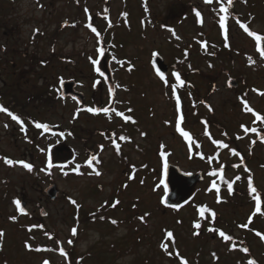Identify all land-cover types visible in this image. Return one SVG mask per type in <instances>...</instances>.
I'll return each mask as SVG.
<instances>
[{
    "label": "rangeland",
    "instance_id": "1",
    "mask_svg": "<svg viewBox=\"0 0 264 264\" xmlns=\"http://www.w3.org/2000/svg\"><path fill=\"white\" fill-rule=\"evenodd\" d=\"M220 6L203 0H0V105L23 121L22 130L0 112V264H64L60 249L70 245L76 255H84V264H182L178 258L187 264H236L233 258L239 255V264L250 259L264 264V144L253 145L255 135L241 127L254 125L253 111H245L244 101L264 116V61L253 37L231 21L226 47L218 33ZM234 11L250 31L264 36V0H238ZM62 22L68 25L62 28ZM89 22L99 40L86 26ZM101 47L102 56L97 52ZM154 52L167 65V83L151 65ZM90 57L101 66L104 62L112 76L97 75ZM228 76L237 80V87H226ZM62 80L74 81V89L84 94L82 104L57 95ZM173 86L179 114L186 118L181 127L194 135L190 144L176 130ZM96 105L114 112L90 114L88 109ZM116 112L132 120L123 122ZM203 117L209 125L201 123ZM37 122L57 133H44ZM114 134L129 138L118 153L109 147ZM162 144L167 161L183 171L204 175L225 164L229 180L240 177L235 181L239 190L251 176L260 212L251 199L255 194L208 190L207 177L186 204L164 208L163 190L153 186L161 172ZM62 145L66 149L56 151ZM87 148L99 163L86 165ZM5 158L30 163L32 170L8 165ZM145 164L151 174L142 168ZM133 166L140 169L131 180ZM49 183L60 191L55 201L43 193ZM22 198L26 215L14 204ZM73 199L84 213L108 207L109 218L91 222L81 216L77 221ZM39 206L47 211L40 222ZM200 206L209 209L203 216ZM167 230L172 237L165 235ZM220 231L244 240L249 254L239 251V240L226 241Z\"/></svg>",
    "mask_w": 264,
    "mask_h": 264
},
{
    "label": "snow or ice",
    "instance_id": "2",
    "mask_svg": "<svg viewBox=\"0 0 264 264\" xmlns=\"http://www.w3.org/2000/svg\"><path fill=\"white\" fill-rule=\"evenodd\" d=\"M205 2L210 4V3H212V0H205ZM228 3H229V5H231L232 0H228ZM85 11L87 12L88 10L85 9ZM194 11H195V10H194ZM219 11H220L221 13H225V15H221V16H220V18H219V24H220L221 29L223 30V33H224V36H225V40H226V46H227V29H226V23H225V22H226V20H227V12H228V9H227L226 7H224L223 4H221V6H220V8H219ZM122 15H126V13H123ZM196 15H197V17H200L201 14H200L198 11H196ZM90 19H91V18L89 17V20H90ZM199 22L202 23V20H200ZM238 23H239V21H238ZM86 26H87L88 28H90L91 31L97 35V38H98V40H99L100 33L97 31V29H96L95 27H93L92 24H91L90 22H89ZM109 26H111V25H109ZM240 27H241V28H242V29H243V30H244L249 36H251V37H253V38L255 39V41H256V47H257V51L259 52L260 56H261L262 58H264V48L261 47V41L264 40V36L258 35L257 33L253 32V31H250L249 28H248L244 23H240ZM37 31H38V30H37ZM173 34H175V33L173 32ZM97 52H98L99 55L102 56V55L104 54V49H103L102 47H101V48H97ZM153 55L155 56V55H157V53H153ZM89 59L92 60V63H93L94 66L97 65V64H99V60L92 59L91 57H90ZM249 60H250V62H252V58H251V57H249ZM95 71L98 72L101 76L104 75V73L100 71V68H99V67H96V68H95ZM156 71H157V75L161 78V80H164V82L167 83V81H166V79H165V76H164V73H163L160 69H158V68L156 69ZM173 75L175 76L177 82H178L180 85H183L184 81H182V80L180 79V75H179V73H175V72H174ZM61 82H62V81H61ZM261 94H264V93H261ZM173 96L176 98V111H177V113H179V112H180V99H179V96L176 95V89H175V86H173ZM244 104H245V111H252V109L248 107L246 101H244ZM88 111H89V112H93V113H97V112H101V111H103V112L107 113V112L109 111V109H108V108H103V109L89 108ZM113 111H114V110H113ZM128 111L131 112L132 109H128ZM0 112H4V113H6L9 117H11V119H12L13 121H16L17 123L21 124V126H22V130H23V121H22V119H21L18 115L12 113L8 108H6V107H4V106H2V105H0ZM253 114L256 115V119H257V120H264V117H261L260 115L255 114V113H253ZM116 115H117V116H121V117H123V119H124L125 121H130V120H132V117H131V116L124 115V113H122V112H116ZM133 122H135V121H133ZM182 122H183V116H182V115H178L177 120H176V129H177V131L180 132V134H181L183 137H185L186 139H189V140H190V139H191V135H190L189 132L183 130V128L181 127ZM165 123H167V122H165ZM5 126L7 127V125H5ZM35 126H36L37 128H42L44 131H48V130H49V126H48L47 124H42V123L37 122V123H35ZM241 127L244 128L245 132H248V131H249V129H248V128H245L244 125H241ZM251 131H252V132H256L257 129H256V128H252ZM205 134L208 135L207 131L205 132ZM141 135H146V133H143V132H142ZM119 139H120V140H127V139H129V138L126 137V136L121 135V136L119 137ZM261 139L264 140V136H262ZM113 143L115 144V141H113ZM214 143L219 144V145H220L221 147H223V148H227V147H228L227 144H224V143H222L221 141H214ZM253 143H255V141H253ZM119 147H120V146H119L118 144H116L117 152H119ZM164 147H165V146L162 144V145H161V149H162V150H161V152H160L161 157H165V156L167 155V153H166L165 151H163ZM102 148H103V146H101V149H102ZM233 153L236 154L234 150H233ZM92 161H96V163H99V160H98V158H97L96 155H92V156H91V157H90L85 163L88 164L89 166H91V165H92ZM4 162H5L6 164H8V165H12V164H14V163L21 164L24 168H26V169L29 170V171H31V170H32V167H33L30 163H26V162H24L23 160H21V161H13V160H11V159H9V158H5ZM49 166H51V161H50V160H49ZM238 166H239V165H234V167H238ZM133 167H134V166H133ZM164 167H165V169L167 168V163H166V161H165ZM78 169H79V166H77V168L74 169V170H75V171H78ZM93 171L95 172L96 175H100V173H99L98 171H96L95 169H93ZM246 171H247V169H246ZM65 174H66V173H65ZM210 175H213V176L220 175V178L223 179L222 169L220 170V172L213 171V172L210 173ZM131 178H132V177L130 176L129 179H131ZM239 179H240L239 176L235 177V180H239ZM233 183H234V181H232V182H227V186H228V190H229L230 194H231V192H232V184H233ZM160 184H164V192H165V195H167L168 187H167V185L165 184V182H164L163 179H161ZM159 186H160V185H157V187H159ZM211 187H212V188H215V187H216L215 182H213V184H212ZM248 188H249V192H250V193H256V192H257V190L255 189V187L253 186V180H252V177H251V176L248 177ZM253 199H254L255 202H256V211L259 212V211L261 210V208H260V205H261L260 195H259V194L254 195V196H253ZM218 201H219V197H218ZM166 202H167V201H166L165 199L162 198L161 203H166ZM72 203L75 204L76 202L73 200ZM118 203H119V201H116L112 206L115 207L116 204H118ZM185 203H187V201H186ZM14 204L16 205V207L18 208V210H19L21 213H24L25 210H24V208L21 206V202H20L19 200H15V201H14ZM172 207H174V208H178L179 205H172ZM198 210H199V213H200L201 216H203L205 212L209 211V209H207L206 206H200ZM147 215H148V214L145 213V216H147ZM212 216H213V217L215 216V213H214V212L212 213ZM103 218H104V217H101V219H103ZM10 219H15V217H11ZM140 219L143 220L144 217H140ZM249 221H251V217H249ZM112 223H116V221L113 220ZM200 226H201V225H200L198 222L194 223V227H195V228H200ZM33 227H38V226H33ZM241 227H247V225H242ZM72 234H73V235H76V234H77V229H76L75 227L72 229ZM2 235H3V233L0 232V236H2ZM166 235H167V237H172V236H173V233H172L171 231H167ZM219 235H220L221 237H223L224 240H226V241L231 239V237L225 235V233H224L223 231H220V232H219ZM257 235H260V233H257ZM261 238L264 239V236H262ZM69 243H71V241H69ZM26 246L29 247V248L31 247L30 245H26ZM161 247L164 248L165 251H167V245H166V244H162ZM41 250H42V249H40V248H37V249H36V251H41ZM243 251L247 252L248 249L245 248V249H243ZM60 252H61L62 255L65 254V253H64V250H63L62 248L60 249ZM168 254L171 255L172 253L169 252ZM177 255H178V253H177ZM213 255H215V254H213ZM42 264H49V261L45 260V261L42 262ZM182 264H187V261H186V260H183V258H182ZM248 264H257V262H256L254 259H250V260L248 261Z\"/></svg>",
    "mask_w": 264,
    "mask_h": 264
},
{
    "label": "water",
    "instance_id": "3",
    "mask_svg": "<svg viewBox=\"0 0 264 264\" xmlns=\"http://www.w3.org/2000/svg\"><path fill=\"white\" fill-rule=\"evenodd\" d=\"M146 1V0H144ZM233 1V0H232ZM68 23H63L62 27L67 26ZM261 47L264 48V40L261 41ZM264 60V58H263ZM151 64L154 67V70L160 69L164 76L167 75V65L164 63L161 56L158 54L153 56V59L151 60ZM157 73V71H156ZM60 90H61V96L62 97H72L76 101H82L84 99V95L82 93L75 91V83L72 80H64L60 82L59 84ZM228 88H235L237 87L235 80L230 79L227 82ZM95 109H98V106H96ZM48 133H52L53 129L49 126ZM66 147L64 145L57 147L56 151L62 152ZM167 163V168L165 169L164 164L162 165V179L164 180L165 184L168 187L167 195L162 196L163 199H165L166 203H161L164 207H172V205H183L186 201H188L192 195L194 194V191L196 189V186L203 181V175L202 172L198 173H192V172H185L182 171L178 166L173 165L169 162ZM161 187L164 189V184H161ZM45 195L50 200H55L58 196L59 190L56 186V184H49L44 189ZM161 198V200H162ZM21 206L24 208V213L26 212L25 209V201H20ZM40 215L44 217L46 215V212L43 208H40Z\"/></svg>",
    "mask_w": 264,
    "mask_h": 264
},
{
    "label": "trees",
    "instance_id": "4",
    "mask_svg": "<svg viewBox=\"0 0 264 264\" xmlns=\"http://www.w3.org/2000/svg\"><path fill=\"white\" fill-rule=\"evenodd\" d=\"M219 27H220V24H219ZM221 28V27H220ZM222 30V29H221ZM211 45H212V43H211ZM225 45H226V43H225ZM213 47L214 48H216V46L214 45V43H213ZM227 47V46H226ZM219 48V47H218ZM218 48H216V50H218ZM220 51H222V48L220 47ZM219 50H218V52H220ZM182 74H183V72H182ZM180 75V74H179ZM183 76L185 77V75L183 74ZM180 77L182 78V76L180 75ZM186 78V77H185ZM174 99H176V98H174ZM180 99V98H179ZM130 109H131V106H130ZM253 112H252V114L253 113H255V114H258V115H260L261 117H264L262 114H260V113H257V112H255L254 110H252ZM177 115H182L183 116V120H185L186 118H185V115H183V113H177ZM254 115V114H253ZM178 117V116H177ZM200 121H201V123L203 124V125H205V126H207V125H209V121L205 118V117H203V118H200ZM254 125L250 128V130L248 131V132H252L251 131V129L252 128H256L257 129V131L256 132H253V134L255 135V137H254V139L252 140V144L254 145L257 141L258 142H261L262 144H264V140H262L261 139V137L262 136H264V120H257L256 119V115H254V123H253ZM133 125H135V122H133ZM132 125V126H133ZM130 126V125H129ZM180 133V132H179ZM124 134V133H123ZM181 135V134H180ZM125 136H127L126 134H125ZM193 134H192V136H191V139L189 140V139H186L185 137H183V140H184V142H186L187 144H190L191 143V141H192V139H193ZM195 138V137H194ZM114 141H115V144H114V146L116 147V144H118L119 146H120V142H121V140L119 139V135H116L115 134V136H114ZM253 141H255V143H253ZM216 145H219V144H216ZM115 152L116 153H118L117 152V150H115ZM193 152V151H192ZM196 153V152H195ZM197 155H199V158H201L202 160H204V158L205 157H203L201 154H199V153H196ZM213 157H215V156H213ZM166 158H167V155H166ZM234 165H241L240 163L239 164H231V168L232 169H234V168H237V167H234ZM211 167V166H210ZM228 166L227 165H225V164H222V165H220L218 168H216V167H213L212 169L211 168H209L206 172H205V174H204V177L206 178H208L209 179V181L211 182V184L209 185V187H208V190H216L217 192H219V191H222V190H225V191H227L228 192V194L229 195H231V194H233V192H239V193H241V194H243L244 196H246V195H248V196H251V194H257V192L256 193H250L249 192V188H248V181H247V183H246V186H245V189L244 190H239V189H237L236 188V185H235V178H233V179H231V180H229L228 178H227V175H225V168H227ZM142 168L143 169H145V170H147L150 174H151V170H150V168L148 167V165H143L142 166ZM216 168V169H215ZM138 169H140V167H137V166H134V167H132V173L130 174V176L132 177L131 178V180L132 179H134L135 178V176H136V174H135V171L136 170H138ZM222 169V175H223V179H221L220 178V175H216V176H213V175H210V173L211 172H213V171H216V172H220V170ZM160 173H159V176H158V180L156 181V183L153 185V186H157V185H159V179H160ZM247 178V177H246ZM146 182H147V180H145ZM232 181H234V183L232 184V192H231V194H230V192H229V190H228V186H227V182H232ZM213 182H215V184H216V187L215 188H212L211 186H212V184H213ZM138 183V182H137ZM148 183V182H147ZM141 185H144V182H141L140 183ZM253 186H254V184H253ZM141 187V186H140ZM255 187V186H254ZM256 189V188H255ZM252 197V196H251ZM252 200H254L253 199V197L251 198ZM75 202H76V200L75 199H73ZM72 200V201H73ZM72 205V207H74L75 208V214H76V216H75V218H76V220L77 221H79L80 219H81V216L82 217H89L90 218V221L91 222H94V221H97V220H99V221H105L107 218H109L108 217V214H107V212H108V207H106L105 208V210H102V209H100V210H96V211H90V212H87V213H84V211H80L81 209H79V203L77 204V203H75V204H71ZM177 209V208H176ZM175 209V210H176ZM260 212V211H259ZM258 212V213H259ZM97 217H99L98 219H97ZM101 217H104L103 219H101ZM98 224V223H97ZM99 225V224H98ZM199 230H200V228H199ZM167 231H170V230H167ZM167 231H165V235H166V233H167ZM198 233H201V231H199ZM48 235V237L50 238V236L49 235H51V233H47ZM44 236H46V235H44ZM167 236V235H166ZM230 237H231V239L233 240V241H235V240H239V239H237V238H234L232 235H229ZM261 236V235H260ZM52 238H53V236H52ZM240 241V240H239ZM71 246V248H69V249H66V248H63V250H64V255H63V257H64V264H84V259H83V256H78V255H76V252L74 251V248H73V246L72 245H70ZM234 247V246H233ZM237 248L239 249V251L240 252H242V253H245L246 255H248L249 253H248V251L247 252H245V251H243V249H245V248H247L248 249V247H247V244L244 242V240H241L240 241V244L237 246ZM110 250H114V244H112V246H111V249ZM176 252V251H175ZM61 253V252H60ZM178 257H179V255H177ZM178 259H180V261L182 262V260H181V258H178ZM233 261L236 263V264H239L241 261H243V259H241V256L239 255V256H237L236 258H233Z\"/></svg>",
    "mask_w": 264,
    "mask_h": 264
},
{
    "label": "flooded vegetation",
    "instance_id": "5",
    "mask_svg": "<svg viewBox=\"0 0 264 264\" xmlns=\"http://www.w3.org/2000/svg\"><path fill=\"white\" fill-rule=\"evenodd\" d=\"M221 3V4H223V6L224 7H226L227 9H228V12H227V24H228V22H234V23H236V25H238L239 27H240V24H238V21H239V23H241V21L240 20H237V18H239L240 19V15H237L236 13H235V11H234V7H235V4L238 2V0H235L234 1V3L230 6L228 3H227V0H214L213 1V3ZM239 2H241V3H244L245 2V0H239ZM221 15H225V13H222ZM219 26V25H218ZM218 33H219V27H218ZM96 67H99L100 68V71L101 72H103L104 73V75L105 76H112V73L110 72V71H108V70H106L103 66H101V65H95V68ZM95 71V70H94ZM95 73L97 74V75H99V76H101L98 72H96L95 71ZM224 73H226V72H224ZM227 74V73H226ZM103 75V76H104ZM231 76H228V79L230 78ZM115 81V80H114ZM114 86H115V83H114ZM70 101H73L72 99H70V98H68ZM83 103V102H82ZM82 103H78L79 105L80 104H82ZM113 111V109H109V111L107 112V113H105V112H103V111H101L100 113H102L103 115H105V116H107V115H110V113ZM89 112V111H88ZM114 112V111H113ZM90 114H97V113H93V112H89ZM103 132V134H104V136H106V134L107 133H104V131H102ZM103 138V137H102ZM110 148H112V151H114V143L112 142L111 144H110V146H109ZM100 150V149H99ZM54 154V153H53ZM55 155V154H54ZM86 155H87V159L86 160H88L92 155H96L91 149H86ZM97 156V158H99V156L98 155H96ZM94 161H92V163H93ZM86 165H88V164H86ZM40 207V206H39Z\"/></svg>",
    "mask_w": 264,
    "mask_h": 264
},
{
    "label": "bare ground",
    "instance_id": "6",
    "mask_svg": "<svg viewBox=\"0 0 264 264\" xmlns=\"http://www.w3.org/2000/svg\"><path fill=\"white\" fill-rule=\"evenodd\" d=\"M230 79H233V80H235V82H236V85H238V83H237V80H236L235 78L231 77V78H229V79H227V80H226V82H225V85H226V86H227V82H228Z\"/></svg>",
    "mask_w": 264,
    "mask_h": 264
}]
</instances>
